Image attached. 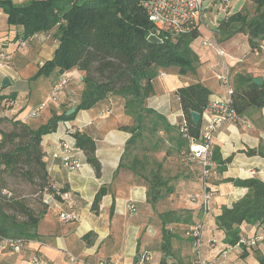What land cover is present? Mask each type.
I'll use <instances>...</instances> for the list:
<instances>
[{
  "label": "crops",
  "instance_id": "obj_1",
  "mask_svg": "<svg viewBox=\"0 0 264 264\" xmlns=\"http://www.w3.org/2000/svg\"><path fill=\"white\" fill-rule=\"evenodd\" d=\"M12 1L25 4L29 0ZM248 5L249 0L244 9ZM204 15L206 18L205 12ZM7 18L0 9V93H16L15 106L7 114L17 116V119L28 122L36 129L46 124L54 113L67 111L68 114L71 109H76L84 89V73L77 69L67 72L66 75L72 76L68 80V87L62 93L52 95L53 83L59 77L56 73L49 78H31L44 62L53 57L58 45L54 37L56 31L27 44L25 49L18 48V43L13 41L16 31L10 29ZM204 26L207 27V23L201 24L200 37ZM210 32L215 44H209L219 54L223 52L218 57L220 64L212 66L205 61L209 52L200 58L201 50H195L199 37L191 45L199 55L196 72L181 74L177 67L162 70L154 83L155 93L146 102L148 108L165 118L167 126L162 124L159 129L168 136L166 141L179 147L178 133H171L178 132L177 123L183 117L176 95L180 87L202 83L212 92L210 103L227 100V91L219 80L221 73L218 69L222 66L230 71L233 90L239 76L261 77L264 82V43L261 52H253L249 37L245 34H236L219 42L214 31ZM3 45L6 47L3 48ZM5 79L11 81L7 88H3ZM42 104L45 107L31 116ZM133 125V118L125 110V100L111 96L91 109L79 111L73 120L60 122L55 132L43 137L42 146L51 180L57 187L67 189L72 194L79 220L62 222L57 213L66 207L53 202L44 210L34 229L37 237L31 240L28 248L20 254L1 249L0 264H34L32 258L35 253L40 254L44 264H98L103 259L118 264H139L145 252L151 255L150 264H164L167 261L196 264L193 240L187 236V231L203 220L202 207L195 197L203 187L199 168L186 162L180 156V151L174 153L176 148H173L172 156L166 161L170 169L175 164L172 160L179 163L175 159L178 155L182 163L194 166L196 170L187 172L179 182L168 183L173 189L172 193L153 206L147 199L149 184L127 166H120L126 144L131 138V134L122 128ZM77 131L97 144L95 155L101 164L99 175L87 163L84 152L76 146L73 134ZM215 143L220 160L232 159L224 169L219 167L218 174L209 180L212 211L203 220L201 255L204 260L215 264H259L258 256H264V243L247 248L230 245L226 241V233L218 229L216 217L224 207H232L248 192L247 188L237 186L230 180L258 178L264 181V108L250 109L239 122L219 129ZM250 149H261L262 154L247 155L245 151ZM69 153L82 163L81 168L74 170L64 165L63 157ZM168 154L167 151L166 156ZM102 189L104 195L99 208L95 210L93 203ZM169 211L179 212L180 222L167 224L168 237L165 238L160 215ZM239 230L242 238L264 237V222L243 224ZM164 243L167 244L165 251L162 250Z\"/></svg>",
  "mask_w": 264,
  "mask_h": 264
},
{
  "label": "trees",
  "instance_id": "obj_2",
  "mask_svg": "<svg viewBox=\"0 0 264 264\" xmlns=\"http://www.w3.org/2000/svg\"><path fill=\"white\" fill-rule=\"evenodd\" d=\"M145 1L29 0L25 4H16L12 0H0V9L8 16L10 29L16 31L13 41L18 46L31 37L37 41L56 31L54 37L58 45L53 57L38 68L31 80L49 78L56 73L59 77L54 81L55 85L74 69L84 73V89L76 112L69 115L67 111L54 113L46 124L36 129L28 122L17 119V116L7 114L8 109L15 106L9 107L11 103H16L17 94L0 93V240L8 237L34 240L37 237L34 229L48 207L45 198L53 195L54 202H61V194L68 191L57 187L51 180L42 146L43 137L55 132L60 122L73 120L79 111L91 109L111 96L125 100V110L134 121L133 126L122 128L131 134V138L126 144L120 166H127L149 184L147 199L153 206L172 193V187L163 177L162 162L147 155L142 158L134 156L129 162L127 158L145 137L146 131L153 135L161 130L159 127L162 124L167 126L165 118L148 108L146 102L154 95V83L162 70L177 67L181 74L196 72L199 58L191 45L201 33L198 29L181 36L161 33L160 43L150 42L148 38L156 33V29L148 18ZM249 4L253 6L252 14L243 9L229 15L218 21L214 33L219 42L236 34H245L249 37L252 51L261 52L264 43V0H249ZM176 95L183 111L182 118L187 122L188 136L199 138L202 123L195 124L192 113H204L210 104L211 90L202 83H194L180 87ZM231 106L240 119L250 109L264 108V82L257 85L254 78L239 76L231 96ZM6 124H10L11 128L5 129ZM73 137L76 146L86 155L87 163L99 175L101 164L95 155V141L78 131ZM178 142L182 156L189 140L182 136L179 129ZM245 153L255 156L261 155L262 151L250 149ZM217 154L216 150L215 159L222 170L232 157L222 161ZM230 181L247 188L248 192L232 207L222 209L216 217V225L226 233L227 243L236 246L242 239L239 226L264 222V181L258 178ZM14 183L30 186L31 203L16 197L11 187ZM103 195V189L96 195L93 203L95 210L99 208ZM160 219L163 235L167 238V224L179 223L180 213L165 212ZM166 249L167 244L164 243L162 250ZM258 261L264 264V256L259 255Z\"/></svg>",
  "mask_w": 264,
  "mask_h": 264
},
{
  "label": "built area",
  "instance_id": "obj_3",
  "mask_svg": "<svg viewBox=\"0 0 264 264\" xmlns=\"http://www.w3.org/2000/svg\"><path fill=\"white\" fill-rule=\"evenodd\" d=\"M204 1L205 0H146L144 7L147 11L148 18L153 23L156 33L159 37L161 33H170L173 36H181L188 34L194 30H199L204 23ZM228 2L229 0H221ZM35 41V37L29 38L27 42ZM27 42H22V46ZM205 45H210L205 42ZM220 54H223L221 51ZM68 75H64L59 81L53 85L52 95H58L68 82ZM219 80L225 87L228 99L210 103L207 109L202 114V129L199 138L195 139L188 136L187 122L182 118L177 123L179 132L184 138L189 140V144L182 150L183 159L191 164L196 165L200 171V180L202 182V191L195 197L199 201L203 220L211 213L212 206V189L209 180L218 174L219 164L215 159L216 143L215 135L219 129L228 124H234L240 121L237 112L231 106V96L233 88L231 87V74L229 69H226L223 74L219 75ZM15 103H11L9 107H13ZM45 104H42L31 113V116L36 115L38 111L43 109ZM9 111L11 109H8ZM64 165L71 169H79L82 163L74 159L73 156L67 154L63 157ZM61 203L64 207L57 213L58 218L65 223L76 222L79 220V213L76 210V201L71 193L65 192L61 194ZM44 202L51 206L54 202L53 195L45 198ZM55 203V202H54ZM133 208V206H131ZM197 222L192 228L187 231V236L193 240L194 253L196 254V264H215L203 259L201 255V247L204 237V222ZM30 241L24 238H3L0 240V250L6 249L13 253H20L25 249ZM259 243H264L263 236H255L253 238H242L236 245L239 248L255 247ZM72 261H75L73 256H70ZM151 255L145 252L141 257L139 264H150ZM34 264H44V261L39 253H35L32 258ZM88 264V263H82ZM98 264H118L116 261L103 259ZM168 264H178L170 262Z\"/></svg>",
  "mask_w": 264,
  "mask_h": 264
},
{
  "label": "rangeland",
  "instance_id": "obj_4",
  "mask_svg": "<svg viewBox=\"0 0 264 264\" xmlns=\"http://www.w3.org/2000/svg\"><path fill=\"white\" fill-rule=\"evenodd\" d=\"M247 2H248V0H232L227 5V3L224 4L221 0H205L204 1V10H205L204 12L206 13V18H204V23H207V27H205L206 25L204 24L205 26L203 27V30H202L203 35H202V37H200L198 39V41L196 42L197 44L195 43V50H201L200 51L201 52L200 58L205 57L206 53L209 52V56L205 61L212 64V66H216V65L220 64V59L218 58V57H220L219 52L216 51L215 48L212 46H208V47L206 45L204 46V43L205 42L214 43V39L212 37L213 35L211 34L210 30L214 31L216 29L218 21L223 20L227 16L233 15V14L243 10L246 7ZM246 10H248L252 14L253 6L251 4H249L247 6ZM27 46L28 45L25 44L23 46H19L18 48H24L25 49ZM50 52H51V50H50ZM197 56L199 58V55H197ZM218 70L220 71L219 73H221V74H223L225 72L223 66L221 68H219ZM37 71L35 72V74H37ZM71 77L72 76H70L68 78L70 79ZM68 83L69 82H67L64 85V87L60 93H62L63 91L66 90V88L68 87ZM232 86H234V84H232ZM148 123L150 124V122H148ZM4 127H5V129L11 128L10 124H6V125H4ZM150 127H151V124H150ZM162 131H156V132H154L153 135H150V133L148 131H146L145 137L142 138V140H140V142L138 143L136 148L134 150H132L131 153L128 155L127 162L131 161V159L134 156H138V157L142 158L144 155L149 156L152 160H156V161H160V162L162 161V163H163V172H162L163 177H164V179H166L168 181V183L173 184V183L179 182L180 177L185 176L187 172L193 173L196 169L194 166L190 167L188 165H185L184 164L185 162L182 163L181 159L178 155L175 156V159H177L179 163L176 164L175 160H172V161H174L175 164L173 165L172 169H170V164H169V162H166V161L169 160L168 158L172 156L170 154L173 152V150H174L173 148H176V152H174V153H178L181 148L177 144L170 143V142L168 143L166 141L168 139L167 138L168 136L166 135V133H162ZM174 133L177 134L178 132L175 131V132L171 133V135L172 134L174 135ZM169 135H170V133H169ZM155 145H157V146H155ZM178 147L180 149H178ZM167 151L169 154L166 156ZM176 166H177V168H176ZM11 187H12V192L16 195L17 198L21 197L24 200L26 199L27 202H28V200L31 199V196H30L31 188L28 184H26V183H14V184H12ZM30 203H31V200H30ZM165 203L166 202H163V204H165ZM157 207H159V206H157ZM30 242H29V244H30ZM29 244L25 247L24 250H26L28 248ZM23 251H21L20 253H22ZM20 253H18V254H20Z\"/></svg>",
  "mask_w": 264,
  "mask_h": 264
},
{
  "label": "water",
  "instance_id": "obj_5",
  "mask_svg": "<svg viewBox=\"0 0 264 264\" xmlns=\"http://www.w3.org/2000/svg\"><path fill=\"white\" fill-rule=\"evenodd\" d=\"M148 40L150 42H153V43H160L161 42V39L152 34L149 36ZM263 82V79L261 77H257V78H254V83L257 84V85H261ZM11 85V81L9 79H5L4 82H3V88H7ZM76 111L75 108L71 109L69 112H68V115L69 114H72ZM192 117H193V121L195 124H200L201 123V119H202V115L200 113H197V112H193L192 113Z\"/></svg>",
  "mask_w": 264,
  "mask_h": 264
}]
</instances>
